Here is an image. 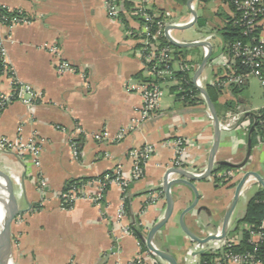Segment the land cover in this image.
Instances as JSON below:
<instances>
[{"label":"crops","instance_id":"0c3cea01","mask_svg":"<svg viewBox=\"0 0 264 264\" xmlns=\"http://www.w3.org/2000/svg\"><path fill=\"white\" fill-rule=\"evenodd\" d=\"M195 1L206 11L204 18L210 28L205 38L193 40H207L212 47L208 64L198 77L207 90L224 74L225 43L219 29L224 26L225 15L233 16L234 12L225 0L207 4L193 0L196 9ZM105 3L106 0H0V9L22 10L30 19L27 24L11 28L6 25L1 32L14 76L41 93L32 106L15 101L0 112V136L13 141L18 137L25 142L35 139L41 148L37 166L31 155L19 156L0 147V170L11 180L19 206L24 209L13 223L15 264H131L140 257L146 264H169L147 246L145 249L135 234H123L116 220L117 211L124 205V223L140 227L144 236L164 217V176L175 156L174 148L166 144L168 140L181 137L187 141L184 157L189 169L203 173L208 167L215 130L201 92L196 101L187 102L178 99L169 86H163L158 109L138 127L131 128L143 102L139 93L129 90L144 70L138 42L128 34V29L137 28V23L128 17V25L111 19ZM152 3L154 9L169 13L175 22L187 24L193 18L192 12L178 17L181 4L177 0ZM213 39H217L216 46ZM53 43L76 72L57 71V59L46 47ZM201 48L199 61L194 55L190 58L194 60L189 66L192 79L205 55L204 46ZM208 66L212 76L204 74ZM250 79L239 92L230 87L222 89L213 102L220 123L228 119L236 122L229 130H221L215 165L238 166V174L226 179L227 183L224 179L217 183L218 176L213 173L196 182L200 200L197 208L185 216V223L202 238L222 232L225 214L244 172L256 171L264 176V141L258 134L248 158L254 124L249 114L264 109V86L254 78L261 88L258 100L254 99ZM12 88L13 79L0 67V94H10ZM122 130L125 135L117 139ZM97 134L102 138L97 139ZM72 139L78 145L77 158L73 156ZM144 144L151 145L153 153L145 164L144 177L133 181L129 152ZM117 168L123 179L130 181L125 192L117 182L100 178L114 174ZM77 179L85 196L70 205L64 194L69 183ZM261 188L250 178L231 215L226 238L202 244L192 240L179 224L182 209L194 195L187 188L174 187L175 198L179 189L186 196L183 200L177 198L174 215L154 236L155 246L170 252L178 264H201L204 252L241 240L242 234L235 228L245 216L250 198Z\"/></svg>","mask_w":264,"mask_h":264},{"label":"built area","instance_id":"2783aa9c","mask_svg":"<svg viewBox=\"0 0 264 264\" xmlns=\"http://www.w3.org/2000/svg\"><path fill=\"white\" fill-rule=\"evenodd\" d=\"M125 1L132 3L129 10H125ZM232 3L239 12V17L236 23L243 29V34L248 37V40H236L227 46V51H224L222 57V64L224 68L227 69V72L225 70L226 78L220 81L218 80L217 85L221 88H227L230 87V85L243 86L248 83L250 78L254 77L264 86V37L262 33L259 32V29L262 28L264 21V0H232ZM105 4L107 14L111 19L122 22L123 17L121 13L124 11L126 18H131L137 23V28H129L128 34L130 37L136 39L138 43L142 44L140 49L143 57L144 70L146 72L145 74H154L157 68L155 61H157V63L162 62L165 64V68L159 70L157 73L163 78H169L172 75V71L168 65L171 60L170 53L172 50L168 46L161 47L160 38L163 36L167 38V32L171 35V30H166L168 25H180L182 23L171 21L169 18L170 14L167 12L162 15L156 9L154 10L152 0H106ZM140 19H143L142 21L144 22H141ZM27 23H30V19L22 12V10L2 11V9H0V67L9 73L13 79L12 92L10 94H0V112L15 101L22 102L26 106H32L34 102L41 97V93L33 86L23 83L14 76L13 69L7 56L8 52L5 38L1 32V29L6 25L11 28L17 24ZM46 47L48 51L57 59L56 68L59 73L64 74L67 72H76L77 69L75 66L64 58L61 49L56 43L46 45ZM204 50L206 54L209 51L208 46H204ZM153 62H155V65H153L154 67L151 66V63ZM239 66L244 67L245 71L238 73L237 67ZM181 69L183 70L184 68L182 67ZM197 83L202 86L199 79H197ZM168 84V82L164 84H153L151 82L138 79L131 85L129 90L139 93L143 99L142 105L137 111V115L132 119L131 128L138 127L158 109L164 95L163 86ZM259 123L261 127L259 128L258 138L264 141V118H262ZM235 124L236 122L233 119H228L224 123H220V128L221 130H229ZM244 126L248 127V124H244ZM124 135L125 130H122L118 134L117 139L122 138ZM95 137L97 139H101L102 135L97 134ZM166 144L171 145L174 148L175 156L172 167H179L192 171L196 174H201L196 170H191L185 166L186 160L184 156L187 150V141L185 139L176 137L168 140ZM0 147L5 150L15 152L19 156L31 155L34 158L35 165H39L41 148L37 145L35 139L25 142L22 137H18L13 141L7 137L0 136ZM71 148L73 156L77 158L79 155L78 145L73 139L71 140ZM152 153L153 148L149 144H144L130 150L129 156L133 163V181L144 177L145 164L151 157ZM237 174V169H229L218 173L217 176L226 180L236 177ZM104 179L108 182H117L121 186L123 192L128 189L130 183L129 180L123 179L119 168L115 170L114 174L105 175ZM101 181L102 180H99V182ZM247 183L248 181L244 185L243 190L246 188ZM80 188L81 187L79 185H74L64 194V198L70 205L79 198L85 196ZM94 199L96 200L98 198ZM125 217V206L121 205L116 215L117 223L121 227L123 234H135L133 227L124 223ZM252 238L254 241L264 240V221L261 225L260 231L252 232ZM232 243L234 242H225L222 246L212 252L218 254L224 246ZM225 257L228 262L236 264H244L249 258L246 255L241 254H226ZM220 260L221 259L218 258L216 263L224 264ZM251 262L252 264H260L255 261ZM131 264L146 263L140 257Z\"/></svg>","mask_w":264,"mask_h":264},{"label":"water","instance_id":"95a60500","mask_svg":"<svg viewBox=\"0 0 264 264\" xmlns=\"http://www.w3.org/2000/svg\"><path fill=\"white\" fill-rule=\"evenodd\" d=\"M193 0H188V7L190 8L193 18L192 20L187 24H175V25H168L166 30H172L174 28H187L192 26L196 23L198 19V14L195 8L192 6ZM167 34L168 40L177 47L182 48H193V47H201V46H208L209 51L203 56L202 61L196 70L194 76H193V83L197 86L199 91L204 95L207 106L209 108V111L213 118L214 123V130H215V136H214V143L210 152L209 156V162L208 167L205 170V172L201 174H196L192 171H189L187 169L179 168V167H172L169 168V170L166 172L164 176V184H163V191L166 199V211L164 217L159 220L157 223H155L151 229L148 231L147 235L144 236L143 234L141 237L145 240L146 246L151 250L156 256L160 257L161 259L166 260L169 262V264H178L176 258L168 251L159 249L155 246L153 239L156 233L161 230V228L172 218L175 212L176 208V201L177 198L180 200H183L186 196L183 189H179L180 191L177 193V196L175 198L173 194V188L174 187H181V188H187L190 190L191 193L194 195V199L182 209L180 216H179V224L182 228V230L192 239L196 242L206 244L211 240H223L226 238V235L228 234L229 229V222L232 213L234 212L237 203L240 199V196L243 192V187L246 184V182L250 178H254L262 188H264V176L256 171H246L240 178L236 189L234 198L225 214L224 220H223V226H222V232L219 234H210L205 238H202L195 234L191 229H189L185 223V216L195 210L198 206L199 200H200V192L196 186V182L199 180H203L210 175H212L214 167H215V155L217 153V149L220 144V138H221V128H220V120L215 108V104L211 100L206 88L203 86H200L197 83V79L205 66L208 64V61L211 56L212 47L210 42L207 40H200V41H190V42H182L174 39L171 35ZM252 150V141H250V152L248 155V158L250 157ZM264 165V164H263ZM244 166V164L240 165ZM171 174H177L179 177L177 178H169ZM0 176L5 179L6 183V193H0V206L2 208V217L0 220V248L2 254H0V264H15L14 261V245H13V223L15 222L17 216L24 211V209L20 208L19 201L14 193L13 184L11 183V180L9 177L0 170ZM198 210H202V208H198Z\"/></svg>","mask_w":264,"mask_h":264},{"label":"trees","instance_id":"16d2710c","mask_svg":"<svg viewBox=\"0 0 264 264\" xmlns=\"http://www.w3.org/2000/svg\"><path fill=\"white\" fill-rule=\"evenodd\" d=\"M201 4H207L211 2L212 0H198ZM230 7L232 8L234 15H225L224 17V26L219 29L220 34L223 38V41L225 43L224 51H227V46L236 40H248V37H246L243 34V29L236 23L239 17V12L236 10L235 6L232 3V0H225ZM180 4H185L187 0H177ZM132 6L131 2L125 1L124 7L125 10H129ZM154 8V7H153ZM2 11H7V9H2ZM160 12V14L164 15L165 12L162 10H157ZM152 12V11H151ZM123 17V22L126 21V14L123 11L121 13ZM162 18V17H161ZM160 18V19H161ZM143 19H140L141 22ZM197 23L200 25V27H206L207 26V19L204 17H198ZM125 25H128L127 21ZM259 32L262 33V28L259 29ZM258 32V33H259ZM142 44L138 43V46L140 47ZM160 46L161 47H170L172 50L170 53L171 60L169 62V68L172 71V75L169 78H163L161 77L157 72L159 70H162L165 68V64L162 62L157 63L156 62V70L154 74L146 75L145 70H143V74L141 73V79L151 82L153 84H164L168 82L170 90L175 93L176 97L178 99L194 102L197 100V95L200 94L199 89L197 86L193 83V79L191 77L192 70L189 69V66H191L194 62L192 59L188 58V50L192 49H198L199 47H193V48H182L177 47L173 45L168 38L161 37L160 38ZM155 62L151 63V66L155 65ZM178 65V67H176ZM154 67V66H153ZM184 68L183 70L181 68ZM193 69V68H192ZM227 72V69H225ZM225 70H223L224 74L217 78L215 81V84L209 85L207 87L208 94L213 102L217 101V95H219L222 91L220 86L217 85V81L225 79ZM244 67H237V72H244ZM243 86H236V85H230V88H233L235 92H239ZM227 105L233 106L231 102H228ZM249 115H252L254 118V124L250 130L251 132V140L252 144L254 145L256 136L259 132L260 120L264 118V109H262L258 113H250ZM235 165L229 164V163H220L216 164L213 170V175H216L224 170L229 169H235ZM101 179H104V175L100 177ZM222 178L217 177V183ZM84 180V179H81ZM223 180V179H222ZM80 179L73 180L69 183V187H72L74 185L79 184ZM227 180H224V183H227ZM264 221V188H261L257 193H255L249 200L247 204V211L245 216L238 222L235 231H239L242 234L241 240L238 243H232L227 244L224 246L220 253L216 254L212 251H206L201 255V264H217L216 261L218 258H220L222 263L228 262L226 259V254H241L246 255L248 258L247 262L244 264H252L251 261L259 262L260 264H264V240L254 241L252 238V232H258L261 230V225ZM135 231V235L141 240L142 245L145 249H147L146 245L141 239V229L137 226L133 227ZM251 257V258H250Z\"/></svg>","mask_w":264,"mask_h":264},{"label":"rangeland","instance_id":"374dc122","mask_svg":"<svg viewBox=\"0 0 264 264\" xmlns=\"http://www.w3.org/2000/svg\"><path fill=\"white\" fill-rule=\"evenodd\" d=\"M197 3L198 2L195 1V4H196L195 10L197 11L198 17L202 18V17H204V14L206 11L204 10L203 6H200ZM190 12L191 11L188 8L187 4H181L177 8V13H178L179 18H182V17L184 18V17L188 16ZM171 21H173V20H171ZM173 22H175V21H173ZM209 31H210L209 27H207V26L206 27H200V25L198 23H195L193 26H190L187 28H174L172 30V36L179 39V40H182V41H193L195 39L205 38ZM216 42H217V39L212 40V43L214 46H216ZM201 52H202L201 47L198 49L195 48L192 50H188V54H189L188 58H191L194 55V58L199 61V59L201 58V55H200ZM215 55L216 54H214L213 57H215ZM210 69H211L210 66H208L206 68V70L204 71V74L207 76H212V71ZM250 91L256 97L254 99L258 100L257 96L259 95L258 94L259 92L261 94V88H260V85L257 83V81L254 79V77L250 79ZM167 93L168 92L166 91V94Z\"/></svg>","mask_w":264,"mask_h":264},{"label":"bare ground","instance_id":"6f19581e","mask_svg":"<svg viewBox=\"0 0 264 264\" xmlns=\"http://www.w3.org/2000/svg\"><path fill=\"white\" fill-rule=\"evenodd\" d=\"M0 193H6V183H5V179L2 178L1 176H0ZM1 217H2V208L0 206V220H1ZM0 252H1V248H0ZM0 254H2V253H0Z\"/></svg>","mask_w":264,"mask_h":264}]
</instances>
